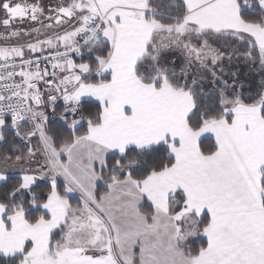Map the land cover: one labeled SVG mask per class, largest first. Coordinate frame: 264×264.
Wrapping results in <instances>:
<instances>
[{"label": "snow or ice", "instance_id": "1", "mask_svg": "<svg viewBox=\"0 0 264 264\" xmlns=\"http://www.w3.org/2000/svg\"><path fill=\"white\" fill-rule=\"evenodd\" d=\"M0 264H264V0H0Z\"/></svg>", "mask_w": 264, "mask_h": 264}, {"label": "trees", "instance_id": "2", "mask_svg": "<svg viewBox=\"0 0 264 264\" xmlns=\"http://www.w3.org/2000/svg\"><path fill=\"white\" fill-rule=\"evenodd\" d=\"M237 69L241 72V79L245 82V87H251L253 84L252 78L254 77L255 83L258 84L260 76L257 72L251 69V66L241 61L236 65Z\"/></svg>", "mask_w": 264, "mask_h": 264}]
</instances>
